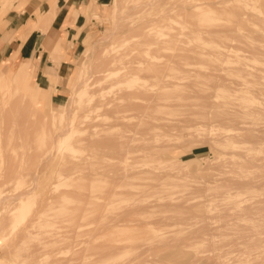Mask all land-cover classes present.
Segmentation results:
<instances>
[{"label":"rangeland","instance_id":"1","mask_svg":"<svg viewBox=\"0 0 264 264\" xmlns=\"http://www.w3.org/2000/svg\"><path fill=\"white\" fill-rule=\"evenodd\" d=\"M148 1L111 0L61 76L0 63V264H264L234 146L264 0Z\"/></svg>","mask_w":264,"mask_h":264},{"label":"crops","instance_id":"2","mask_svg":"<svg viewBox=\"0 0 264 264\" xmlns=\"http://www.w3.org/2000/svg\"><path fill=\"white\" fill-rule=\"evenodd\" d=\"M111 0H0V63L19 57L23 64H46L61 76L72 64L76 49L99 26ZM47 18H50L47 20ZM60 43L59 64L49 58ZM57 64V67H56ZM46 69V68H44Z\"/></svg>","mask_w":264,"mask_h":264},{"label":"bare ground","instance_id":"3","mask_svg":"<svg viewBox=\"0 0 264 264\" xmlns=\"http://www.w3.org/2000/svg\"><path fill=\"white\" fill-rule=\"evenodd\" d=\"M148 2H150V0ZM124 5H125V3H124ZM134 7H131L129 9H132ZM162 13H161V15H162ZM254 59H255L254 61L258 60L257 57H255ZM261 59H263V58H261ZM261 63L263 65V67L260 69L261 73H262L260 76V80L253 79L251 81V86L248 90L247 95L244 96V100H243V101H245V108H244L243 114L245 117V123H247V132L245 135L246 139L244 140L243 144L240 145V144H237L238 142H235L236 144L234 145L236 148L235 155L241 154V153H239V150H240V148H242L244 151V154H242V155L245 158L244 164H240L238 161H235L236 167L239 168V172L236 170V174L237 175L238 174L243 175L246 178V180L243 184L237 182L235 185V188H236L235 189L236 206L239 207L241 205V203H243V202H245V204L248 203V206H247L248 211L247 212H249V215L253 214L254 208H256L260 211H264V61H261ZM33 69H34V63L33 62L28 63V64H22L21 63V64H16V66L14 68H11L10 73L12 74V77H15V75L20 76L19 79H21V80L24 77H27L32 81L34 78V74L32 73ZM10 73L7 74V76L10 75ZM251 75L254 76L255 74L253 72H251ZM0 76H1V74H0ZM33 82H35V81H33ZM72 82H73V88H74L73 90H74L75 94L73 96H71V99H70L71 102L75 100L77 92L79 90H81L82 88L84 89L87 86V84H86L87 78H82L80 80V82L78 83V85L75 84V83H77L76 80H74ZM36 83L38 84V82H36ZM74 84L76 86H74ZM77 86H78V88L76 89ZM131 94L132 93H129L128 95H131ZM61 106H62V110L64 112L65 108L63 105H61ZM68 116H69V113H68V115L66 114V117H68ZM235 128L238 129L237 124H236ZM62 133H65L64 129L62 130V132L54 135V137L56 138L55 140H60ZM236 136H240L239 130L236 131ZM242 167L245 168L243 171H241ZM260 169H263L262 173H258V170H260ZM241 188H244V190ZM4 203H6L5 199L0 198V207H2L3 206L2 204H4ZM255 203H263V204L256 206ZM1 211H2V208H0V212ZM247 212H245V213H247ZM0 217H1V214H0ZM257 218H258V216H257ZM261 218L264 219V213L261 215ZM249 224H251V223H249ZM257 224H259V223H257ZM262 224H264V223H262ZM259 225H261V224H259ZM247 228L249 229V227H247ZM262 228H263V226H262ZM25 232H26V230H25ZM257 239H259V238H257ZM261 242H264V237L261 239ZM261 247L263 249L262 252H264V244L263 243L261 244Z\"/></svg>","mask_w":264,"mask_h":264}]
</instances>
